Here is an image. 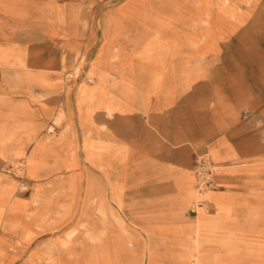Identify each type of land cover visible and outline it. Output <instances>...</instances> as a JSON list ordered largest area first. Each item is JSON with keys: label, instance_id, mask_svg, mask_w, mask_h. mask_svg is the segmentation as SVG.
<instances>
[{"label": "crops", "instance_id": "0c3cea01", "mask_svg": "<svg viewBox=\"0 0 264 264\" xmlns=\"http://www.w3.org/2000/svg\"><path fill=\"white\" fill-rule=\"evenodd\" d=\"M16 158L4 264H264V0H1Z\"/></svg>", "mask_w": 264, "mask_h": 264}, {"label": "built area", "instance_id": "2783aa9c", "mask_svg": "<svg viewBox=\"0 0 264 264\" xmlns=\"http://www.w3.org/2000/svg\"><path fill=\"white\" fill-rule=\"evenodd\" d=\"M24 163L21 161L17 163L18 173L22 174L24 171ZM196 176H197V190L200 194L206 193L208 190L216 186L215 182V164L207 154H200L196 159ZM198 205H202L203 201H199Z\"/></svg>", "mask_w": 264, "mask_h": 264}, {"label": "rangeland", "instance_id": "374dc122", "mask_svg": "<svg viewBox=\"0 0 264 264\" xmlns=\"http://www.w3.org/2000/svg\"><path fill=\"white\" fill-rule=\"evenodd\" d=\"M1 1V0H0ZM22 162V163H24V159H11L3 168H1L0 169V171H2V172H4L5 174H7V176H9V177H16V178H22L23 176V174H24V171H22V174L20 173H18V170H17V168H16V166H17V163L18 162ZM24 165V167H25V163L23 164ZM2 235V233L0 232V236ZM4 251H7V250H5L4 248H2ZM9 250V249H8ZM10 250H11V248H10ZM4 251H3V253H4ZM3 253L1 254V256H0V264H4L3 262H2V255H3Z\"/></svg>", "mask_w": 264, "mask_h": 264}, {"label": "bare ground", "instance_id": "6f19581e", "mask_svg": "<svg viewBox=\"0 0 264 264\" xmlns=\"http://www.w3.org/2000/svg\"><path fill=\"white\" fill-rule=\"evenodd\" d=\"M89 230V229H88Z\"/></svg>", "mask_w": 264, "mask_h": 264}]
</instances>
